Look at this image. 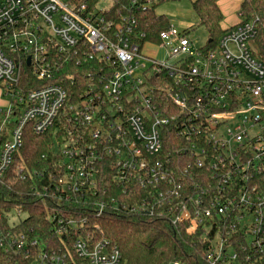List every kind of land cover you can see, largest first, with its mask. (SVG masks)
Segmentation results:
<instances>
[{"label":"built area","instance_id":"obj_1","mask_svg":"<svg viewBox=\"0 0 264 264\" xmlns=\"http://www.w3.org/2000/svg\"><path fill=\"white\" fill-rule=\"evenodd\" d=\"M110 1L104 11L102 0L93 8L0 0V85L10 96L0 110V187L26 127L43 135L58 124L62 133L50 169H16L32 180L30 195L62 246L31 255L38 241L13 231L20 222L11 219L23 213L16 209L0 210V224L10 226L0 227V249L25 250L32 264H120L117 246L90 222L109 206L167 216L189 232L214 230L207 264L264 253V16L239 11L216 48H195L170 23L157 43L144 41L134 13L152 0H129L123 14ZM71 60L103 62L90 66L85 84L75 82L74 102L57 83L20 95L23 66L51 82ZM105 174L127 200L96 202Z\"/></svg>","mask_w":264,"mask_h":264},{"label":"trees","instance_id":"obj_2","mask_svg":"<svg viewBox=\"0 0 264 264\" xmlns=\"http://www.w3.org/2000/svg\"><path fill=\"white\" fill-rule=\"evenodd\" d=\"M173 1L176 0H152L151 6L146 11L134 13L139 23V30L145 34L144 41L157 43L159 34L168 29V20L164 16L156 15L155 9ZM97 2L99 0H73V3L86 4L89 8H93ZM128 6L129 0H115L113 9L123 14L126 13ZM191 6L198 19V26L207 33L205 48H216L219 39L232 28H224V16L219 7V0H193ZM239 11H243L247 18L255 15L264 16V0H241L236 14ZM238 24L239 21L235 26ZM76 63V60L69 61L65 71L51 82L39 79L31 67L23 66L17 85L20 95L23 96L26 92L49 83H57L67 90L69 102H74L78 94L74 89L75 82L85 84V73L90 70V66L103 64L97 60L85 62L80 66ZM16 116L15 113L10 122H13ZM11 125L7 124V128L9 129ZM7 128L2 131L4 137ZM58 128L56 124L43 135H35L30 127L24 129L22 147L14 155L13 164L4 179V186L0 187V210L8 213L19 209L27 215L25 220L13 227V231L22 232L28 239L38 241L37 246L31 249V255L48 247L62 246V239L56 238L51 231L49 215L41 202L30 195L32 180H20L16 169L20 165L25 171L50 169L56 160L53 147L62 134L56 132ZM97 191L96 202L109 204L112 199L123 198L122 188L114 185L106 174ZM123 199L127 200V197ZM90 222L99 227L102 236L117 246L121 255L120 264H207L205 258L214 233V230L207 233L201 228L189 232L187 224H173L172 219L167 216L159 218L142 213L116 212L109 206L100 217H91ZM0 227L3 230H10L6 218L3 219ZM67 249H71L70 244ZM25 252L23 250L18 256H8L0 249V264H32V257L24 259ZM238 264H264V253L252 255L248 261H245V256L240 253Z\"/></svg>","mask_w":264,"mask_h":264},{"label":"rangeland","instance_id":"obj_3","mask_svg":"<svg viewBox=\"0 0 264 264\" xmlns=\"http://www.w3.org/2000/svg\"><path fill=\"white\" fill-rule=\"evenodd\" d=\"M239 0H222L221 7L226 13V18H232L239 8ZM193 0H176L168 2L158 6L155 9V14L158 16H164L168 22L175 26L180 32H188L190 41L195 48L204 47L208 36L206 31L198 26V19L193 12L191 3ZM112 2L110 0H102L100 7L105 11L111 7ZM149 56H153L152 53L147 52ZM165 53L160 50L158 52V59H163ZM10 101V96H7V91L3 84L0 85V110H4ZM0 115V120H1ZM61 138L56 140V143H61ZM61 145V144H60ZM27 218L25 213H21L18 216H13L11 221L18 223ZM205 231L208 233L210 228H206ZM217 238L215 239V241Z\"/></svg>","mask_w":264,"mask_h":264},{"label":"crops","instance_id":"obj_4","mask_svg":"<svg viewBox=\"0 0 264 264\" xmlns=\"http://www.w3.org/2000/svg\"><path fill=\"white\" fill-rule=\"evenodd\" d=\"M240 1L241 0L238 1L239 6H240ZM221 3H222V0H219V7H220V10L224 16V21H223L224 22V28H231V27L235 26V24L238 22L237 14H234V16L232 18H226V16H225L226 13L222 10Z\"/></svg>","mask_w":264,"mask_h":264},{"label":"water","instance_id":"obj_5","mask_svg":"<svg viewBox=\"0 0 264 264\" xmlns=\"http://www.w3.org/2000/svg\"><path fill=\"white\" fill-rule=\"evenodd\" d=\"M208 42L210 43V40ZM27 64H29V60L27 61Z\"/></svg>","mask_w":264,"mask_h":264}]
</instances>
